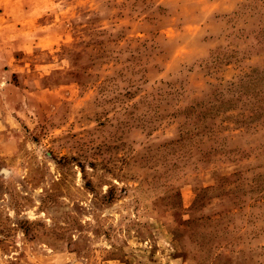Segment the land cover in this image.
<instances>
[{
  "label": "rangeland",
  "instance_id": "1",
  "mask_svg": "<svg viewBox=\"0 0 264 264\" xmlns=\"http://www.w3.org/2000/svg\"><path fill=\"white\" fill-rule=\"evenodd\" d=\"M0 264H264V0H0Z\"/></svg>",
  "mask_w": 264,
  "mask_h": 264
}]
</instances>
